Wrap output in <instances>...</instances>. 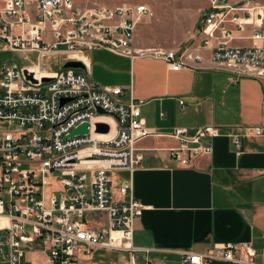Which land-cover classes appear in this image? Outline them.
Wrapping results in <instances>:
<instances>
[{"label": "built area", "instance_id": "obj_1", "mask_svg": "<svg viewBox=\"0 0 264 264\" xmlns=\"http://www.w3.org/2000/svg\"><path fill=\"white\" fill-rule=\"evenodd\" d=\"M3 1L4 51L20 53L25 60L34 55L38 63L0 67V123L15 127L0 131V255L8 264H34L27 254L35 252L44 254L47 264H74L80 255L100 248L128 252L130 264H137L135 223L145 207L134 197L132 180L119 185L122 200H116L111 176L115 171L133 173L144 161L139 142L162 134L146 126L141 101H123L127 89L100 87L83 71L62 67L48 71L43 60L60 56L63 64L83 62L84 53L105 50L132 59L148 55L179 71L190 61H202L201 49L215 40L211 47L215 63L264 79V46L229 45L234 32L249 26L254 27L251 40L264 41V4L209 0L197 30L198 45L136 51V28L152 16L145 4L83 11L74 0ZM106 117L114 124H108ZM99 123L110 126L109 138H97L105 134L97 132ZM85 125L87 134L73 135ZM245 130L231 135L237 149L249 134L264 137V127ZM221 134L216 126L193 134L176 128L169 135L179 146L171 149V156L181 166L191 167L198 158L212 154L207 139ZM179 253L180 264H259L257 257H264V249L235 243L215 245L203 253Z\"/></svg>", "mask_w": 264, "mask_h": 264}, {"label": "crops", "instance_id": "obj_2", "mask_svg": "<svg viewBox=\"0 0 264 264\" xmlns=\"http://www.w3.org/2000/svg\"><path fill=\"white\" fill-rule=\"evenodd\" d=\"M208 5L209 0L201 8L190 41L167 50L200 43L197 30ZM253 30L249 26L242 33L234 32L229 45L264 46V41L251 40ZM136 41V51L157 49L142 48ZM215 44L214 40L211 47ZM211 47L201 49L202 61H190L179 71L148 55L132 59L97 50L81 56L92 83L127 89L123 101H141L146 126L162 134L139 142L144 161L133 173L115 171L111 176L116 200H122L119 185L132 180L134 197L145 207L135 223L137 264H180V251L203 253L224 243L264 249V137L249 134L237 149L231 136L246 133V127H264V79L215 63ZM207 126L222 131L207 139L212 154L198 158L191 167L181 166L170 152L179 142L169 134L176 128L193 134ZM30 254L34 264H47L44 254ZM256 260L264 264L263 256ZM74 264H130V253L93 248Z\"/></svg>", "mask_w": 264, "mask_h": 264}, {"label": "rangeland", "instance_id": "obj_3", "mask_svg": "<svg viewBox=\"0 0 264 264\" xmlns=\"http://www.w3.org/2000/svg\"><path fill=\"white\" fill-rule=\"evenodd\" d=\"M260 1L264 4V0ZM74 3L77 9L83 11L98 7L145 4L150 7L153 15L139 24L135 31L136 42L142 48L176 49L185 46L190 41L187 40L193 37L192 31L201 16V8L208 4V0H74ZM4 46L5 41L0 39V67L8 64L21 68L38 63L34 55L25 60L20 53L4 51ZM62 61L60 56L48 57L43 60V67L48 71H58L63 65ZM14 129L0 123V131ZM27 256L29 258L31 254ZM0 264H8L1 255Z\"/></svg>", "mask_w": 264, "mask_h": 264}, {"label": "water", "instance_id": "obj_4", "mask_svg": "<svg viewBox=\"0 0 264 264\" xmlns=\"http://www.w3.org/2000/svg\"><path fill=\"white\" fill-rule=\"evenodd\" d=\"M62 69L64 70H69V69H72V70H76V71H83V72H87V68H86V65L81 62V61H77V60H71V61H68L66 63H64L62 65ZM26 73V72H25ZM28 78L30 80H32L34 83H36V81L33 79L32 76H28ZM45 82H49L50 79H44ZM101 113H103L102 110H100ZM96 128H97V132L98 133H109L110 132V126L108 124H105V123H99L96 125ZM88 131H87V125L81 127L79 130L75 131L73 135H77V134H87Z\"/></svg>", "mask_w": 264, "mask_h": 264}, {"label": "bare ground", "instance_id": "obj_5", "mask_svg": "<svg viewBox=\"0 0 264 264\" xmlns=\"http://www.w3.org/2000/svg\"><path fill=\"white\" fill-rule=\"evenodd\" d=\"M105 121H106L108 124H110V125H113V124H114V121H113L112 118L106 117V118H105ZM103 135H106V134H103ZM110 136H111V135H109V136H105V137H97V138H99V139H107V138H109Z\"/></svg>", "mask_w": 264, "mask_h": 264}]
</instances>
